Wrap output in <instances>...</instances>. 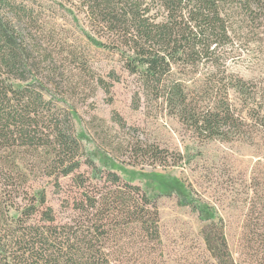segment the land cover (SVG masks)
Listing matches in <instances>:
<instances>
[{"label":"rangeland","instance_id":"1","mask_svg":"<svg viewBox=\"0 0 264 264\" xmlns=\"http://www.w3.org/2000/svg\"><path fill=\"white\" fill-rule=\"evenodd\" d=\"M21 3L33 16L20 27L33 52L29 80H17L19 74L0 60V88L34 87L48 106L38 109L32 144L8 149L0 142L1 154L17 169L0 185V227L20 234L18 228L43 231L51 224L90 226L78 222L77 207L86 191L116 190L108 176L113 172L121 177L120 190L125 184L140 187L159 212L158 237L144 235L130 221L107 228L105 248L117 264H264V15L246 22L242 17L232 27V43L216 50L228 73L256 81L261 90L247 99L231 91L242 132L209 140L178 104L170 107L158 98L143 74L130 73L129 55L90 25L79 0ZM200 62L174 79L186 81L191 108L203 112L213 99L208 79L216 70L212 62ZM57 127H68L76 152L64 153ZM50 210L54 223L48 225ZM20 216L23 224L15 227ZM210 235L215 246L219 241L214 253ZM6 237L0 230V258L7 255Z\"/></svg>","mask_w":264,"mask_h":264},{"label":"trees","instance_id":"2","mask_svg":"<svg viewBox=\"0 0 264 264\" xmlns=\"http://www.w3.org/2000/svg\"><path fill=\"white\" fill-rule=\"evenodd\" d=\"M79 1L90 25L106 32L110 41L119 44L129 55L133 64L129 68L130 73L143 74L145 83L158 98H165L170 107L178 104L175 108L181 114H190L195 130L209 140H226L230 133L242 132V119L237 115L230 92L247 99L261 88L256 82L228 73L223 59L215 54L220 47L232 43V27L242 17H246L242 20L246 22L264 15V0ZM28 9L27 5L19 4V0H0V60L8 72L19 74L15 77L17 80L25 82L29 80L25 73L29 71L30 61H33V52L20 27L25 22H33ZM236 18H239L238 21H235ZM88 39L96 42L90 35ZM203 60L212 62L216 72L208 79L213 94L210 108L202 112L191 108L193 100L187 93L189 86L183 79L175 80L174 73L197 69ZM143 68V71L140 70ZM101 85L106 92H110V87L103 82ZM2 87L0 142L6 143L8 149L20 142L32 144L39 127L38 109L48 104L42 95L36 94L34 87L16 91L8 86ZM13 101L17 102L16 105H12ZM57 129V141L64 153L76 152L68 127ZM78 168L75 166L64 175L70 176ZM16 170L9 156L0 152V185L8 174ZM94 171L99 172L97 169ZM108 176L117 185L116 190L98 194L86 191L82 206L77 207L82 213L78 222L86 221L90 226L50 225L54 223L50 210L44 216L45 223L50 226L43 231L18 228L20 234L16 230L10 234L12 226L0 227L1 232L8 236L4 242L7 255L0 258V264H117L110 258L113 252L105 248L110 235L107 228L114 230L125 221L137 224L144 235L155 234L158 237L159 212L151 198L140 187L130 184L124 185L125 191L120 190L121 177L113 172ZM42 202H45L44 197ZM4 212L9 215L8 210ZM31 214L28 213L29 216ZM15 221L20 222L15 227L23 224L21 216ZM205 221L211 220L206 218ZM206 240L208 248L214 253L219 241L216 240L215 246L211 235Z\"/></svg>","mask_w":264,"mask_h":264},{"label":"flooded vegetation","instance_id":"3","mask_svg":"<svg viewBox=\"0 0 264 264\" xmlns=\"http://www.w3.org/2000/svg\"><path fill=\"white\" fill-rule=\"evenodd\" d=\"M29 8V7H28ZM242 79H244V78H242ZM244 80H246V79H244ZM247 81H251V82H256V81H253L252 79L251 80H247ZM16 91V90H15Z\"/></svg>","mask_w":264,"mask_h":264}]
</instances>
